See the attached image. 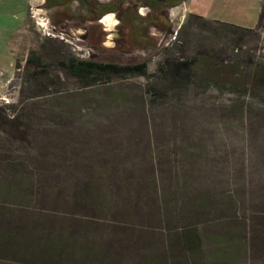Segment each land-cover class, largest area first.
Wrapping results in <instances>:
<instances>
[{
    "label": "rangeland",
    "instance_id": "rangeland-1",
    "mask_svg": "<svg viewBox=\"0 0 264 264\" xmlns=\"http://www.w3.org/2000/svg\"><path fill=\"white\" fill-rule=\"evenodd\" d=\"M101 1L78 22L43 0L9 19L0 244L33 251L0 264H264V28L201 21L189 0ZM68 56L190 65L158 97L153 76L83 87Z\"/></svg>",
    "mask_w": 264,
    "mask_h": 264
},
{
    "label": "trees",
    "instance_id": "trees-1",
    "mask_svg": "<svg viewBox=\"0 0 264 264\" xmlns=\"http://www.w3.org/2000/svg\"><path fill=\"white\" fill-rule=\"evenodd\" d=\"M264 4V0H263ZM191 17H195L196 19H200L201 21H206L207 23L214 21L218 23L223 28L230 30V31H242V32H252L255 31L252 28L243 27L240 25H236L233 23L221 21L218 19H210L205 18L204 16L191 14ZM264 28V7L262 5L259 22L258 25ZM31 62H36V66H41L45 64L43 60L40 58L29 57ZM63 67L67 70L70 76L76 79L81 86L83 87H90L95 86L100 83L109 82L114 78H123V77H132V76H144V77H151L155 78V81L152 82L148 86V93L153 96H158L164 93L165 89H168V82H173L176 85L178 84L177 81L183 79V72L188 69V65L190 62L187 60H171L165 58L162 62H160L157 66L156 72L154 74H150L148 71V65L146 62L138 63V64H127L121 65L116 63H107V62H99L91 59H79L75 56H68L65 61H62ZM158 79V80H157ZM159 80L163 82V86L159 84ZM170 87V86H169ZM171 89V88H170ZM10 230V229H9ZM8 232V231H5ZM184 241L190 242H198L199 238L198 235L194 230H186L179 234ZM9 239L7 233L3 234L0 230V242L4 239ZM55 241V242H54ZM52 242L45 243L43 250L45 252L50 253L51 250L57 251V241L54 240ZM54 242V245L52 243ZM36 250V248H35ZM33 251L30 247L24 248L20 247L17 248L14 244L10 245L7 244L6 247L0 244V256L6 259H17L22 257L23 255L21 252H25V255L29 254ZM8 264V263H4ZM19 264H30V263H22Z\"/></svg>",
    "mask_w": 264,
    "mask_h": 264
},
{
    "label": "crops",
    "instance_id": "crops-1",
    "mask_svg": "<svg viewBox=\"0 0 264 264\" xmlns=\"http://www.w3.org/2000/svg\"><path fill=\"white\" fill-rule=\"evenodd\" d=\"M34 0H0V52L14 53L12 39L17 27L9 28V19H25ZM263 0H189L191 10L205 18L218 19L243 27L253 28L259 22Z\"/></svg>",
    "mask_w": 264,
    "mask_h": 264
},
{
    "label": "flooded vegetation",
    "instance_id": "flooded-vegetation-1",
    "mask_svg": "<svg viewBox=\"0 0 264 264\" xmlns=\"http://www.w3.org/2000/svg\"><path fill=\"white\" fill-rule=\"evenodd\" d=\"M51 1L56 2L54 6L60 8L62 11L66 10L68 11L69 9L71 10L70 12L74 15L72 16L69 13V16L72 18H75L76 21L78 22L80 19L83 17L89 18L92 17L90 16L91 14L94 15V12L101 10V9H106L107 8V1L103 2L101 0H43L42 5L44 8H52L54 6H50L52 4ZM161 2L169 1V0H159ZM173 1V0H172ZM63 4L66 6V8L62 7ZM64 13V12H62Z\"/></svg>",
    "mask_w": 264,
    "mask_h": 264
},
{
    "label": "bare ground",
    "instance_id": "bare-ground-1",
    "mask_svg": "<svg viewBox=\"0 0 264 264\" xmlns=\"http://www.w3.org/2000/svg\"><path fill=\"white\" fill-rule=\"evenodd\" d=\"M113 21V19L111 18V14L110 15H107L101 22H105L106 23V25L108 26V25H110L111 24V22ZM112 24H113V22H112ZM106 26V27H107ZM114 26V25H113ZM114 28V27H113Z\"/></svg>",
    "mask_w": 264,
    "mask_h": 264
}]
</instances>
